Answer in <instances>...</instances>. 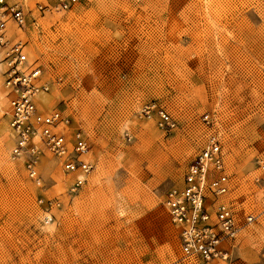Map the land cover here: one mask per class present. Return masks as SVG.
I'll use <instances>...</instances> for the list:
<instances>
[{
  "label": "rangeland",
  "instance_id": "1",
  "mask_svg": "<svg viewBox=\"0 0 264 264\" xmlns=\"http://www.w3.org/2000/svg\"><path fill=\"white\" fill-rule=\"evenodd\" d=\"M33 16L11 42L50 83L40 106L87 133L94 169L72 191L62 159L45 153L37 182L13 157L0 47V264H264V0H82ZM152 102L172 131L143 115ZM211 135L234 182L221 201L255 218L206 262L183 255L162 201Z\"/></svg>",
  "mask_w": 264,
  "mask_h": 264
},
{
  "label": "built area",
  "instance_id": "2",
  "mask_svg": "<svg viewBox=\"0 0 264 264\" xmlns=\"http://www.w3.org/2000/svg\"><path fill=\"white\" fill-rule=\"evenodd\" d=\"M81 1L0 0V47L5 49L2 61L7 64L4 74L10 96L9 126L15 140L13 157L23 159L29 177L37 182L41 180L38 165L45 153L62 159L64 171L74 177L72 191L80 188L94 169L85 159L90 151L89 137L81 127L70 132L72 119L61 110L46 111L40 106L41 96L50 92V83L44 79L41 65L29 58L25 43L11 42L10 35L23 31L35 14L71 11ZM142 113L164 130L172 131L176 126L169 111L156 102L146 104ZM260 166L264 170V164ZM233 185L221 140L211 135L188 164L182 186L168 189L162 201L170 222L178 229L185 257L210 262L228 256L229 242L253 222L255 216L248 215L239 223L233 208L221 201ZM39 203L48 212L54 207L50 199H40ZM47 219L52 221L53 217Z\"/></svg>",
  "mask_w": 264,
  "mask_h": 264
},
{
  "label": "bare ground",
  "instance_id": "3",
  "mask_svg": "<svg viewBox=\"0 0 264 264\" xmlns=\"http://www.w3.org/2000/svg\"><path fill=\"white\" fill-rule=\"evenodd\" d=\"M44 95H46V94H44ZM42 96H43V95H42ZM42 96H41V97H42ZM9 127H10V126H9ZM10 129H11V128H10ZM11 131H12V129H11ZM12 133H13V135H14V131H12ZM17 159H18V158H17ZM20 159L23 160L22 158H20Z\"/></svg>",
  "mask_w": 264,
  "mask_h": 264
}]
</instances>
